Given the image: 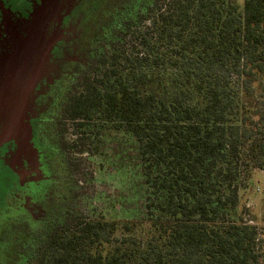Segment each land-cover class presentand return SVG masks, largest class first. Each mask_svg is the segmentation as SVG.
Segmentation results:
<instances>
[{"label":"trees","instance_id":"16d2710c","mask_svg":"<svg viewBox=\"0 0 264 264\" xmlns=\"http://www.w3.org/2000/svg\"><path fill=\"white\" fill-rule=\"evenodd\" d=\"M114 17L64 91L66 179L42 228L4 232L0 264H264V225L239 213L264 171V0H142ZM98 159L122 170L133 195L110 204L132 218L95 208Z\"/></svg>","mask_w":264,"mask_h":264},{"label":"flooded vegetation","instance_id":"af4514ba","mask_svg":"<svg viewBox=\"0 0 264 264\" xmlns=\"http://www.w3.org/2000/svg\"><path fill=\"white\" fill-rule=\"evenodd\" d=\"M138 2L142 0H0V63L16 51L35 22L53 42L38 77L0 103V244L12 225L42 228L68 167L61 155L67 136L60 134L64 91L74 73L88 68L89 45L101 36L99 30L107 29L105 20H114L127 3Z\"/></svg>","mask_w":264,"mask_h":264},{"label":"rangeland","instance_id":"374dc122","mask_svg":"<svg viewBox=\"0 0 264 264\" xmlns=\"http://www.w3.org/2000/svg\"><path fill=\"white\" fill-rule=\"evenodd\" d=\"M238 4H242L243 0H236ZM149 25V24H147ZM100 159L97 160V163L91 165V169L94 172L95 180L94 185L91 186L88 190H90V194L103 193L105 196H109V198H105L103 201L98 202L95 199L94 205L95 208L100 209L102 211H109L110 214H107L108 218H116V219H127L132 218L138 210L136 205H129L130 215L124 214L122 209H120L121 204H117L115 211L113 209V204H110V201L117 195L121 194H129L127 192V188L125 184L127 183L126 177L120 171L104 169L102 170L98 163ZM63 173V172H62ZM59 181L60 178V169L57 167L56 173ZM134 191V190H133ZM135 192V191H134ZM136 193V192H135ZM95 195V197H96ZM133 195V192L129 194ZM97 198V197H96ZM7 198L2 201L1 208L7 206ZM5 205V206H4ZM24 210V209H23ZM143 211L142 209H140ZM24 214L26 215V211ZM19 214L22 211L18 212ZM239 213L244 217L245 220H253L258 225H264V171H257L254 173L253 180L248 185L247 188H243L240 191V202H239ZM22 215H17V217ZM34 221V220H33ZM35 224L37 222H34Z\"/></svg>","mask_w":264,"mask_h":264},{"label":"water","instance_id":"95a60500","mask_svg":"<svg viewBox=\"0 0 264 264\" xmlns=\"http://www.w3.org/2000/svg\"><path fill=\"white\" fill-rule=\"evenodd\" d=\"M32 25L16 51L0 63V103L16 87H28L38 77L53 45L44 36L41 24Z\"/></svg>","mask_w":264,"mask_h":264}]
</instances>
